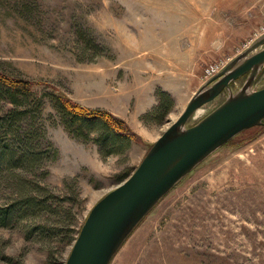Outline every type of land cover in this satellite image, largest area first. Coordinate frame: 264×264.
Listing matches in <instances>:
<instances>
[{
    "label": "rangeland",
    "instance_id": "1",
    "mask_svg": "<svg viewBox=\"0 0 264 264\" xmlns=\"http://www.w3.org/2000/svg\"><path fill=\"white\" fill-rule=\"evenodd\" d=\"M263 36L264 0H0V72L34 84L44 102L35 123L40 143L57 151L46 149L42 169L25 173L53 196L56 215L0 228V264H64L94 204L134 171L221 66ZM246 77L230 84L232 94ZM262 88L264 67L249 91ZM162 91L171 110L153 122L159 116L145 114ZM230 92L197 110L186 128ZM51 94L109 112L138 140L122 154L100 156L92 141L68 135ZM10 108L0 101V114ZM8 184L0 181V206L16 199ZM39 227L53 232L44 238ZM109 264H264V121L184 176Z\"/></svg>",
    "mask_w": 264,
    "mask_h": 264
},
{
    "label": "water",
    "instance_id": "2",
    "mask_svg": "<svg viewBox=\"0 0 264 264\" xmlns=\"http://www.w3.org/2000/svg\"><path fill=\"white\" fill-rule=\"evenodd\" d=\"M262 67L264 36L210 78L134 171L94 204L64 264H109L128 234L184 176L240 132L261 125L264 88L249 89ZM244 75L241 89L232 94L230 84ZM224 90L228 98L186 128L196 111Z\"/></svg>",
    "mask_w": 264,
    "mask_h": 264
},
{
    "label": "trees",
    "instance_id": "3",
    "mask_svg": "<svg viewBox=\"0 0 264 264\" xmlns=\"http://www.w3.org/2000/svg\"><path fill=\"white\" fill-rule=\"evenodd\" d=\"M80 35L84 47L89 49L91 42L82 32ZM33 87L34 84L28 80L0 72V101L11 106L0 114V181L9 183L16 193L12 203L0 206V228L3 229L14 228L21 222L36 220L45 214L56 215L52 208L53 196L41 184L25 176V173L32 174L42 169L47 150L54 153L53 157L57 154L53 146L46 148L40 143L41 136L35 123L41 118L44 102L34 94ZM49 97L68 135L92 141L102 157L122 154L129 142L138 140V136L131 132L123 120L107 111L81 107L58 94ZM157 97L158 105L145 114L159 116L153 122H161L172 105L169 94L162 91ZM30 231L35 230L32 227ZM37 232L45 238L53 231L39 227ZM74 240L75 237H72L71 242Z\"/></svg>",
    "mask_w": 264,
    "mask_h": 264
},
{
    "label": "built area",
    "instance_id": "4",
    "mask_svg": "<svg viewBox=\"0 0 264 264\" xmlns=\"http://www.w3.org/2000/svg\"><path fill=\"white\" fill-rule=\"evenodd\" d=\"M222 68H223V67L221 66L220 69H219V71H217L215 74H213V76H215L216 74H218V73L222 70ZM213 76H212V77H213ZM210 77H211V76H210Z\"/></svg>",
    "mask_w": 264,
    "mask_h": 264
},
{
    "label": "flooded vegetation",
    "instance_id": "5",
    "mask_svg": "<svg viewBox=\"0 0 264 264\" xmlns=\"http://www.w3.org/2000/svg\"><path fill=\"white\" fill-rule=\"evenodd\" d=\"M231 91H232V90H231ZM222 93H223V92H222ZM222 93H221V94H222ZM222 102H223V101H222ZM263 121H264V119H263Z\"/></svg>",
    "mask_w": 264,
    "mask_h": 264
},
{
    "label": "bare ground",
    "instance_id": "6",
    "mask_svg": "<svg viewBox=\"0 0 264 264\" xmlns=\"http://www.w3.org/2000/svg\"><path fill=\"white\" fill-rule=\"evenodd\" d=\"M200 116V115H199ZM197 117V116H196Z\"/></svg>",
    "mask_w": 264,
    "mask_h": 264
}]
</instances>
